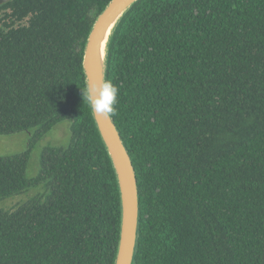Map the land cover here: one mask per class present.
Instances as JSON below:
<instances>
[{
	"label": "trees",
	"instance_id": "16d2710c",
	"mask_svg": "<svg viewBox=\"0 0 264 264\" xmlns=\"http://www.w3.org/2000/svg\"><path fill=\"white\" fill-rule=\"evenodd\" d=\"M110 0L0 5V135L67 145L0 156V264H114L116 176L83 100L84 45ZM139 192L133 264H264V0H137L105 80ZM62 97V99L60 98Z\"/></svg>",
	"mask_w": 264,
	"mask_h": 264
},
{
	"label": "water",
	"instance_id": "95a60500",
	"mask_svg": "<svg viewBox=\"0 0 264 264\" xmlns=\"http://www.w3.org/2000/svg\"><path fill=\"white\" fill-rule=\"evenodd\" d=\"M9 0H0V5ZM137 0H110L96 17L87 36L82 68L86 90L105 80L106 53L114 27ZM92 117L111 161L119 190L120 230L114 264H133L138 234L139 192L135 169L112 116Z\"/></svg>",
	"mask_w": 264,
	"mask_h": 264
},
{
	"label": "rangeland",
	"instance_id": "374dc122",
	"mask_svg": "<svg viewBox=\"0 0 264 264\" xmlns=\"http://www.w3.org/2000/svg\"><path fill=\"white\" fill-rule=\"evenodd\" d=\"M31 133L19 132L10 135H0V156L19 154L26 150L29 151L28 163L26 168L27 178L37 176L39 172L40 156L43 148L49 146L67 145L69 142V122L64 121L55 126L51 132L41 140L31 138ZM44 186L39 185L30 188L26 193L8 198L0 203V208L9 209L20 201L37 196L42 193Z\"/></svg>",
	"mask_w": 264,
	"mask_h": 264
},
{
	"label": "clouds",
	"instance_id": "9594fccd",
	"mask_svg": "<svg viewBox=\"0 0 264 264\" xmlns=\"http://www.w3.org/2000/svg\"><path fill=\"white\" fill-rule=\"evenodd\" d=\"M119 93V87L106 79L101 84L92 85L91 90H86L82 96L98 116L108 118L116 114L115 106L118 103Z\"/></svg>",
	"mask_w": 264,
	"mask_h": 264
}]
</instances>
